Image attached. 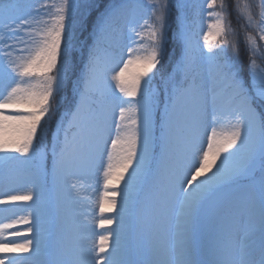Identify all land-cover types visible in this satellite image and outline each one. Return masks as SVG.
<instances>
[{
    "label": "snow or ice",
    "instance_id": "snow-or-ice-1",
    "mask_svg": "<svg viewBox=\"0 0 264 264\" xmlns=\"http://www.w3.org/2000/svg\"><path fill=\"white\" fill-rule=\"evenodd\" d=\"M0 264H264V0H0Z\"/></svg>",
    "mask_w": 264,
    "mask_h": 264
},
{
    "label": "rangeland",
    "instance_id": "rangeland-1",
    "mask_svg": "<svg viewBox=\"0 0 264 264\" xmlns=\"http://www.w3.org/2000/svg\"><path fill=\"white\" fill-rule=\"evenodd\" d=\"M98 187L97 185L93 184V188L91 190H88L86 195L91 197L92 200H91V203L94 205L96 199L98 198Z\"/></svg>",
    "mask_w": 264,
    "mask_h": 264
}]
</instances>
